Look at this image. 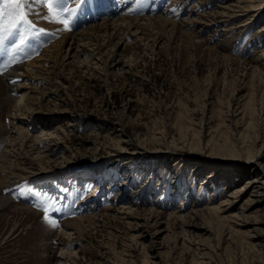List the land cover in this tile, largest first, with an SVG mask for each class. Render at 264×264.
I'll list each match as a JSON object with an SVG mask.
<instances>
[{
  "label": "rangeland",
  "instance_id": "374dc122",
  "mask_svg": "<svg viewBox=\"0 0 264 264\" xmlns=\"http://www.w3.org/2000/svg\"><path fill=\"white\" fill-rule=\"evenodd\" d=\"M241 1L110 0L112 17L160 15L177 24L141 29L143 39L127 37L116 47L102 37L80 42L89 49L78 56L64 55L65 45L39 66L48 77L39 88L50 95L33 112L46 125L28 129L51 133L59 148L48 160L29 149L28 163L18 137L1 139L9 161L0 163V179L13 175L15 183L1 189L0 181V192H11V201H0V264L264 263L260 246L204 209L225 197L240 203L252 189L264 192L259 182L249 185L264 173V8L250 10L264 0L248 7ZM29 18L46 34L29 37L35 50L25 61L63 32L35 13ZM86 24L74 19L72 30ZM3 56L2 72L15 64ZM39 88L22 90L36 96ZM3 119L0 129H17ZM36 193L55 204L58 230L44 223ZM88 215L79 227L66 223Z\"/></svg>",
  "mask_w": 264,
  "mask_h": 264
},
{
  "label": "bare ground",
  "instance_id": "6f19581e",
  "mask_svg": "<svg viewBox=\"0 0 264 264\" xmlns=\"http://www.w3.org/2000/svg\"><path fill=\"white\" fill-rule=\"evenodd\" d=\"M241 2H243V0ZM246 2L247 4L243 5L242 7L244 6L248 7L249 4H251L252 6V3H250L251 0H248ZM95 4L96 5L91 8H87L88 6L84 7L83 11L78 13V16L75 18L76 25H83L84 23H87V22H90V24H86L84 28L82 27L75 31L73 30L63 31L61 36L57 40H55L54 43L44 48L43 52H41L38 58L25 61L24 60L25 52H21L22 58H19L17 63L13 65L10 64L9 67H11V69H8V70L6 69L5 71L0 72V110H1L0 122L4 120L3 118H8L14 124L13 127H15V125L17 127L16 130H13V129L8 130L5 127L0 129V144L3 141V140L1 141V139H3L5 135L8 136L7 141L8 140L11 141L12 139H16L18 137L19 138L18 144H20L19 148L22 149L20 153H26V156L24 155L22 156V158L25 160H28V163H32L31 159H33V157H29V154H28L29 149L31 150L35 148L38 156L41 155L43 160H45V158L46 160H48L49 157L53 155L55 151L59 148L57 144L50 142L49 138L51 137L50 136L51 133L44 134L43 132L42 135L34 136L33 134L29 133V129H28L29 127L34 126L37 121L38 122L42 121L38 123L41 126L46 125V123L44 122V119L46 117L42 113L33 112V110L40 108L42 106V100L45 99L47 95H50L49 94L50 91L48 89L45 91L46 89L45 86L42 88H39L40 85L44 81L48 80L47 76H43L44 73L39 72V69H40L39 66L45 65V63L52 60L54 56L58 55L59 52H64L63 47L65 45H67V48L65 50L66 53L64 55H67L73 52L72 53L73 56H78L79 52L86 53L87 49H89L87 48V46H85V44H83L82 47L79 48V45H81L80 42L85 43V42H91L95 40L94 43L96 44L97 40L99 41L100 38L102 37L103 40L107 41V44H106L107 46L109 44H112L113 47H116L117 43L120 40H125L127 37L130 38L131 36H133L134 38H138V40L143 39L141 38V34L140 36H137L138 33L141 32V29H146L148 27L154 28L157 26L165 27V24H169V23L173 25L177 24L176 21L161 17L160 15H155L152 17L150 16L132 17L129 15L127 16V15L119 14L118 16L112 17V15L116 13L115 12L116 8L114 7L112 8L111 6H109L111 4L110 0H97ZM239 5L237 4V6ZM109 7H111L112 9L111 8L108 9ZM40 8H41L40 5H35L34 11L30 14H34L35 12L39 11ZM262 8H264V4L263 5L259 4L256 8L252 6L250 10L259 11V9H262ZM99 10H100V13H103L102 15L99 14ZM98 17H102L100 21H96ZM143 20L145 21L143 22ZM41 23L42 25L45 24L44 21ZM77 35H79V38L77 37ZM43 38H44V35H43ZM43 38H41L40 36V39H43ZM114 38H118L116 42L113 41ZM5 43H8V42L6 41ZM28 44L33 46L32 44L34 43L28 42ZM97 45H101V43L98 42ZM51 48H53L54 51L51 54H49L47 51H49ZM93 50H96V53H95L96 55H99L101 53L98 46H96ZM3 55H5V53L0 52V58H2ZM96 55H94V57ZM81 61L83 60L80 59V62ZM34 67H37V69L33 70ZM20 79H22L23 82L19 83L18 81ZM25 80H32L31 86H26V84L24 83ZM26 87H36V88L38 87L39 90L37 94L39 93L40 95L36 94V96H32L30 94L31 96H29L28 93H24L23 91L24 90L23 88H26ZM17 94H19L18 97H17ZM22 98H23V104H22L23 108H20V106L18 105H19V101L22 100ZM17 130L19 131L18 136H13L14 132H17ZM122 141H123V146H125L127 143L126 141L128 140L123 138ZM7 145L9 144L4 143L3 148L8 147ZM13 145H15V143H13ZM2 153H3V149H2ZM2 155L3 154H0V163L4 167L6 165V162H8L9 160L4 162L5 160L2 159L3 157ZM14 162L16 163V165H21L25 163V161L16 160L15 158H14ZM225 166H231V165L225 164ZM261 175H262L261 178L263 179V181L262 179L260 180L255 177L254 179L250 180L249 185H252L255 182H259L258 185L260 184L262 186L261 188L264 189V173H261ZM0 181L2 184L1 189L2 187H7L9 185L11 186L12 184L15 183V179L13 175L4 176L3 180L0 179ZM246 187L247 186L245 187L243 186L241 187V189L245 190L247 189ZM249 191L250 192H247V190L245 191V193L247 192L249 194L248 198H246L244 201H241L240 203H239L240 199L236 200L234 198L225 197L217 205H214V206L209 205L205 207L204 209L206 210V212H212L210 214L216 215L215 217L216 219L218 218V220H224L225 222L230 223V226L232 227L231 228L232 231L242 232L247 237H249L250 239L247 240L248 243L251 246L253 245L260 246V248H262L261 250L262 255H264V215H263L264 214V192H261V191L258 192L257 189H252ZM10 193L11 192H9V194ZM9 194L8 193L3 194L2 192H0V201H11ZM226 195L229 196L230 194H226ZM17 205L24 206L26 207V209H29V211L31 210V211H34V213L35 212L38 213V211L22 203L17 202ZM254 205L256 207L250 210L253 212L252 214H249V212H247L246 214L244 213L245 210L253 207ZM258 210L261 213H258L257 212ZM88 217L89 215L85 217L79 216L76 218L66 220V223L74 225L73 227H71V229H73L74 227L75 228L79 227L82 221ZM251 224H253L255 227L249 228ZM205 230L207 229L205 228ZM198 264H212V263H210L209 261H201V262H198Z\"/></svg>",
  "mask_w": 264,
  "mask_h": 264
},
{
  "label": "snow or ice",
  "instance_id": "6c2138e0",
  "mask_svg": "<svg viewBox=\"0 0 264 264\" xmlns=\"http://www.w3.org/2000/svg\"><path fill=\"white\" fill-rule=\"evenodd\" d=\"M88 2L89 0H0V52L10 56L8 63H17L18 53L25 52L30 56L35 50L28 44L29 37L39 38L46 34L44 27H37L34 20L29 18L35 5L46 9V14L35 12L37 18L53 25H62L59 29L61 31H71L74 19ZM143 2L144 0H137L138 4ZM35 195L39 203L34 206L42 213L44 223L51 229L58 230L60 223L52 216V212L56 210L55 204L50 200L40 199V193Z\"/></svg>",
  "mask_w": 264,
  "mask_h": 264
}]
</instances>
